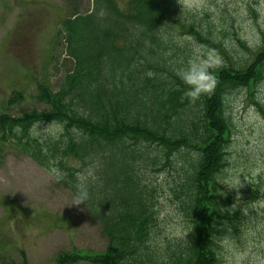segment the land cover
<instances>
[{"label": "trees", "instance_id": "1", "mask_svg": "<svg viewBox=\"0 0 264 264\" xmlns=\"http://www.w3.org/2000/svg\"><path fill=\"white\" fill-rule=\"evenodd\" d=\"M182 35L225 56L216 30L181 0H130L125 11L114 0H93L88 14L69 15L57 31L73 68L55 91L38 85L35 100L44 108L0 113V143L49 174L56 168L60 178L53 176L70 194L77 173H93L90 199L81 204L105 248L61 251L50 264H219V242L240 231L244 214L215 177L227 166L232 132L226 99L241 90L252 95L264 81V38L253 55L236 40L250 60L209 68L213 89L192 99L180 77L188 63ZM16 99L19 93L8 105ZM37 120L57 121L62 130L55 138H33L29 129ZM167 170L188 232L158 243L154 178ZM248 192L249 202L260 198L259 191ZM0 264L29 263L20 252L19 261Z\"/></svg>", "mask_w": 264, "mask_h": 264}, {"label": "rangeland", "instance_id": "2", "mask_svg": "<svg viewBox=\"0 0 264 264\" xmlns=\"http://www.w3.org/2000/svg\"><path fill=\"white\" fill-rule=\"evenodd\" d=\"M114 1L125 11L130 0ZM92 3L0 0V113L18 116L22 110L44 108L35 100L38 85H48L55 91L73 68L57 31L69 15L88 14ZM181 5L196 20L216 30L225 53L182 35L186 68L195 59L209 61V68L250 60L236 40L244 42L251 55L261 46L264 0H181ZM17 93L22 99L8 105ZM256 103L264 110V81L252 95L241 90L226 99L232 132L225 169H243L245 178L241 176L240 188L228 190L244 219L236 235L219 242V264H264V119ZM172 179L168 170L154 178L159 219L153 235L158 243L182 239L171 234L180 215L169 189ZM248 190L259 191L260 198L249 202ZM72 248L103 251L105 239L98 224L82 204H71V194L53 175L10 144L0 143V261H19L23 252L29 264H50L58 253Z\"/></svg>", "mask_w": 264, "mask_h": 264}, {"label": "clouds", "instance_id": "3", "mask_svg": "<svg viewBox=\"0 0 264 264\" xmlns=\"http://www.w3.org/2000/svg\"><path fill=\"white\" fill-rule=\"evenodd\" d=\"M186 7H191L186 4ZM218 63V61L216 62ZM212 64L207 60L195 59L189 62L188 67L180 72V77L183 82L190 86L186 95L192 99L197 98L203 92H209L215 85V80L209 73L208 68ZM42 121L37 120L32 123L29 129V134L33 138H55L62 130L59 122L51 120V122L42 126ZM17 131H19L17 129ZM50 172L57 179L60 175L56 168H51ZM243 169L232 168L225 169L222 173L217 174L215 181L218 185H223L227 189H238L241 185V176H243ZM93 173L90 168H86L83 172L77 173L76 182L73 185L71 192V204H81L86 206V202L90 199V183L92 182ZM243 179L245 180L244 176ZM188 232V225L183 220L181 215H177L176 222L172 227L171 234L178 238H183Z\"/></svg>", "mask_w": 264, "mask_h": 264}]
</instances>
